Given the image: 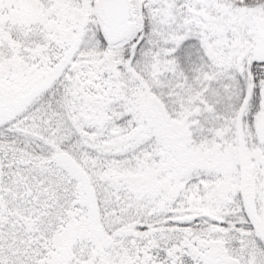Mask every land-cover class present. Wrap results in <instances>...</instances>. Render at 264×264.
Returning <instances> with one entry per match:
<instances>
[{
	"label": "snow or ice",
	"instance_id": "obj_1",
	"mask_svg": "<svg viewBox=\"0 0 264 264\" xmlns=\"http://www.w3.org/2000/svg\"><path fill=\"white\" fill-rule=\"evenodd\" d=\"M0 264H264V0H0Z\"/></svg>",
	"mask_w": 264,
	"mask_h": 264
}]
</instances>
